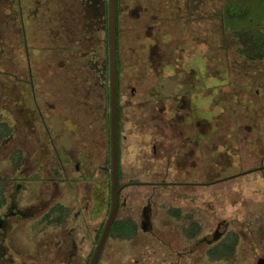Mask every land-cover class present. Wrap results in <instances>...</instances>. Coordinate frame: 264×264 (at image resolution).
<instances>
[{
    "label": "rangeland",
    "instance_id": "rangeland-1",
    "mask_svg": "<svg viewBox=\"0 0 264 264\" xmlns=\"http://www.w3.org/2000/svg\"><path fill=\"white\" fill-rule=\"evenodd\" d=\"M117 1L122 186L116 219L140 223L150 198L160 244L187 250L180 259L185 264H226L204 257L206 239L223 221L239 239V263L248 264L251 255L263 253L253 251L251 240L264 244V57L247 58L238 33L251 24L264 32V0H233L243 12L234 17L224 8L231 0ZM10 4L0 0V126L13 119L16 138L29 147L33 162L41 159L39 114H45L52 135L66 147L60 157L67 167L78 161L92 176L89 182H64L71 218L77 212L74 221L105 222L111 200L107 17L84 20L75 1ZM63 8L68 18L60 29ZM18 10L27 42L35 47L33 53L28 48L32 85ZM41 16L42 22L31 23ZM172 112H192V120L206 117L207 125L199 123L206 133L192 123L185 141L180 124L169 119ZM76 116L79 126L88 128L82 134L66 126ZM47 152L49 160L56 159L51 146ZM92 197L101 207L94 220L88 216ZM155 241L141 235L129 249L123 241H111L108 250L127 260ZM36 243L22 239L17 244L25 250L33 245L34 254Z\"/></svg>",
    "mask_w": 264,
    "mask_h": 264
},
{
    "label": "flooded vegetation",
    "instance_id": "flooded-vegetation-1",
    "mask_svg": "<svg viewBox=\"0 0 264 264\" xmlns=\"http://www.w3.org/2000/svg\"><path fill=\"white\" fill-rule=\"evenodd\" d=\"M10 2V5L14 7L15 0H10ZM29 71L31 69L28 66V81L32 85ZM119 112L117 86L118 122ZM191 115L192 112L174 116L172 112L169 117V119H174L175 122L180 124L179 132L185 136L187 142L189 141L187 137L191 135L188 131H190L192 123L198 125L202 133H206V126L203 130L199 123L207 125L209 122H206V117L192 120ZM39 116L40 123L43 126V136L40 138L42 143L41 159H34L33 162H31L29 147L25 143L21 144L16 138L19 127L17 124L13 125V119L8 120V123L3 127L0 126V149H2L0 153V264H91L106 220L97 224L74 221L78 218L79 213L75 212L73 218H71V207L64 204L63 200L64 182H74L75 179L78 182H81L78 179H83L82 182L86 179L92 181L91 173L89 174L90 170L87 165L81 168L78 161L72 162L73 169L69 162L67 167L65 164L67 160L60 157V150H64L65 145L52 135L45 114L40 113ZM77 119V116L76 120L69 119L70 124L66 126H70L73 132L76 131L77 134H82L88 128L84 125L79 126ZM117 128H119L118 124ZM11 138L12 140H10ZM49 146L55 151L56 159H48ZM3 147L7 148L5 153ZM194 162L199 165L196 159ZM75 171L81 174L80 178L71 177V174ZM146 182H149V180ZM119 186L122 185L119 184ZM149 199L147 198L146 204L142 208L140 223L128 221L129 217L124 219L127 222L114 223L115 217L100 248L95 264H158L159 262L162 264H185L181 263L180 259L187 250H175L174 246L170 244L166 245V250L165 244H160L159 233L153 228L154 224L151 223L152 203ZM109 202L111 205V200ZM120 204L119 192L118 208ZM91 205L92 207L88 208V216L94 220L97 211L101 207L95 204L94 200ZM141 235L156 238L155 242L157 244H153L154 242L149 245L144 244L141 253L129 254L127 260H121L119 257L110 254L108 250L109 242L123 241L128 247ZM234 235V232H230L227 228V223L218 222L212 238L206 239L209 244L206 248L205 259L221 261L226 264H240L236 256L239 239L235 238ZM22 239L38 241L34 254H32L31 249L33 245L29 244L27 250H25L20 244H17ZM251 243L254 252L257 250L263 253L251 255L248 264H264V251L257 249L258 247H264V244L260 245L259 242L254 240H251ZM162 246L165 248H162ZM158 249H164L161 253L162 256L156 255Z\"/></svg>",
    "mask_w": 264,
    "mask_h": 264
},
{
    "label": "trees",
    "instance_id": "trees-1",
    "mask_svg": "<svg viewBox=\"0 0 264 264\" xmlns=\"http://www.w3.org/2000/svg\"><path fill=\"white\" fill-rule=\"evenodd\" d=\"M17 1V3L19 4V2L21 0H15ZM42 1V0H40ZM53 3V0H49ZM65 4V6L69 3H73L75 1L76 3V8H77V13L78 10L80 15L82 16V18L84 20H86V18L89 17L90 21L92 23H95L97 20H100V22L102 21V18L104 19V16L107 17V25L105 24V29L107 30L106 36H105V41L104 44L107 45L108 43V60H109V22H108V0H62ZM15 5V4H14ZM115 5H116V56L118 59V54H117V35H118V1L115 0ZM22 8V6H21ZM40 8V5H39ZM72 11L73 7H69ZM68 8V9H69ZM98 8V9H97ZM104 8V10H103ZM224 8L227 12L228 15H231L232 17H234V15H238V14H242V9L239 8V6L237 7V4L234 3L233 0H231L229 2V4ZM20 10V8H17ZM16 9V10H17ZM18 10V13L20 12V17H21V22H22V31H23V36H24V41H25V54H26V58L28 59V66L31 67V61H30V52L29 49L31 50V53H33V51L35 50V47H33L32 42H30V44H28L27 40L28 38H26L27 33L25 32L24 28V18L22 16L21 11H23V9H21V11ZM47 10L50 11V6L47 7ZM46 10V12H47ZM64 8L62 9L61 13L63 14V17H60L59 19V27L61 29V27L63 28L65 26L66 20H67V13L65 11H63ZM41 11L38 12V15L40 14ZM43 12V10H42ZM50 17V16H48ZM101 17V18H100ZM63 18H66L65 20ZM100 18V19H99ZM251 19V18H250ZM34 23L31 22L33 25H36L37 23H40L43 21L42 16L38 17ZM47 21H54L50 18L47 19ZM53 23V22H52ZM257 25L259 24H251V28H243L239 33H238V41L241 44V49L240 51H242V53L247 57V58H251V59H261L264 57V32L262 31V29H259L257 27ZM40 26V25H39ZM39 26H37L36 28H39ZM62 33V30H59ZM34 43V42H33ZM106 64H103V67L105 68ZM108 68H109V62H108ZM31 71H29L30 76L32 78V67L30 68ZM33 79V78H32ZM109 97V95H108ZM118 176H119V171H118ZM124 223L127 222L126 220H118L116 219L114 221V223Z\"/></svg>",
    "mask_w": 264,
    "mask_h": 264
},
{
    "label": "water",
    "instance_id": "water-1",
    "mask_svg": "<svg viewBox=\"0 0 264 264\" xmlns=\"http://www.w3.org/2000/svg\"><path fill=\"white\" fill-rule=\"evenodd\" d=\"M109 22V112H110V174L111 205L101 239L95 250L91 264H95L106 234L113 223L117 210L121 187L118 181V120H117V56H116V5L115 0H108ZM145 211V207H144Z\"/></svg>",
    "mask_w": 264,
    "mask_h": 264
}]
</instances>
